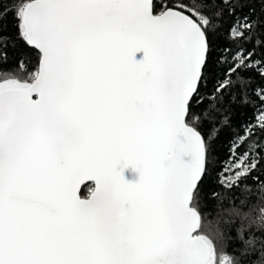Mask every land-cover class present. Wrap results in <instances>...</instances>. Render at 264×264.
<instances>
[{
  "label": "snow or ice",
  "instance_id": "1",
  "mask_svg": "<svg viewBox=\"0 0 264 264\" xmlns=\"http://www.w3.org/2000/svg\"><path fill=\"white\" fill-rule=\"evenodd\" d=\"M0 264H264V0H0Z\"/></svg>",
  "mask_w": 264,
  "mask_h": 264
},
{
  "label": "water",
  "instance_id": "2",
  "mask_svg": "<svg viewBox=\"0 0 264 264\" xmlns=\"http://www.w3.org/2000/svg\"><path fill=\"white\" fill-rule=\"evenodd\" d=\"M124 177L127 182H135L137 177V174L134 173L131 169H126L124 172ZM84 186H82L83 188Z\"/></svg>",
  "mask_w": 264,
  "mask_h": 264
},
{
  "label": "trees",
  "instance_id": "3",
  "mask_svg": "<svg viewBox=\"0 0 264 264\" xmlns=\"http://www.w3.org/2000/svg\"><path fill=\"white\" fill-rule=\"evenodd\" d=\"M223 155L226 156V153H224ZM89 193H90V192H89L88 187L84 186V187L82 188V191H81V196L84 197V198H86L87 196L90 195Z\"/></svg>",
  "mask_w": 264,
  "mask_h": 264
},
{
  "label": "rangeland",
  "instance_id": "4",
  "mask_svg": "<svg viewBox=\"0 0 264 264\" xmlns=\"http://www.w3.org/2000/svg\"><path fill=\"white\" fill-rule=\"evenodd\" d=\"M90 194V193H89Z\"/></svg>",
  "mask_w": 264,
  "mask_h": 264
}]
</instances>
